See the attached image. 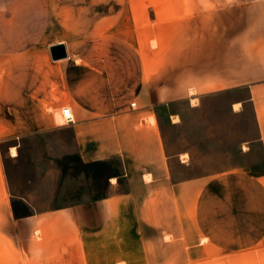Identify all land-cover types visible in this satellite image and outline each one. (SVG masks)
Instances as JSON below:
<instances>
[{"label": "crops", "instance_id": "crops-1", "mask_svg": "<svg viewBox=\"0 0 264 264\" xmlns=\"http://www.w3.org/2000/svg\"><path fill=\"white\" fill-rule=\"evenodd\" d=\"M75 5L99 3L79 0ZM31 19L24 24L25 39L9 36L5 46L1 43L0 104H10L15 119L27 120L26 135L52 138L54 159L75 155L83 164L119 161L125 189L63 209L34 208L17 220L31 233L71 224L91 233L152 230L179 242L197 232L220 256L237 264H264V173L238 168L179 179L177 168L188 169L191 154L169 155L162 127L163 120L181 123L179 103L245 91L248 97L233 106L251 104L264 162V0H141V40L154 39L157 45H141V56L153 58L137 66H126L124 59L121 66H110L108 57L100 62L109 54L99 46L98 40L107 38L102 26L121 28L110 18L108 23L95 17L87 31L82 20L67 27L58 18ZM40 29L49 34L37 33ZM123 29L111 37L125 42L129 29ZM59 31H71L72 47ZM59 45L67 57L54 60L51 48ZM66 105L73 124L59 122ZM12 127V121L9 127L0 124V143L12 137ZM65 131L70 139L63 138ZM111 181L112 189L120 187L118 178ZM49 190L54 195V186ZM7 192L0 153V199L5 212L13 214Z\"/></svg>", "mask_w": 264, "mask_h": 264}, {"label": "rangeland", "instance_id": "rangeland-1", "mask_svg": "<svg viewBox=\"0 0 264 264\" xmlns=\"http://www.w3.org/2000/svg\"><path fill=\"white\" fill-rule=\"evenodd\" d=\"M78 1L0 0V48L1 43L5 46L3 43L9 36L25 39L29 32L24 24L30 18L34 23L58 18L67 27L82 20L84 31L88 30L91 20L92 23L97 18L98 22L103 19L108 22L110 18L121 28L115 26L112 30L107 23L102 26L101 35L107 34V38H100L99 46H106L109 54L101 55L99 61L108 57L110 66H121L123 59L126 66L140 65L143 58L152 61L153 56H141V45L150 48L157 45L154 39L141 40V0H95L99 3L97 6L75 5ZM125 26L129 29L125 42L111 37L125 32ZM45 32L40 29L37 33ZM63 35L72 47L71 31H64ZM163 58L167 60L169 56ZM247 97L245 91H239L179 103L176 110L181 113V123L171 126L163 120L168 154H191V166L177 168L179 179L214 177L238 168H246L253 175L264 173L252 106L250 103L244 109L233 106ZM17 106L25 110L24 103ZM0 110L3 117L0 124L9 127V121L13 123L14 134L0 143L8 185L6 201L9 200L11 209L13 204L20 214L26 213L27 208L29 213L34 208L38 212L63 209L97 201L125 189L123 179L119 181V188H111V179L121 173L119 161L84 168L75 155L54 159L50 156L52 138L48 134L26 135L27 120L15 119L8 103L0 104ZM59 122L71 124L64 117ZM70 137V132L65 131L63 138ZM53 186L56 191L51 195L49 189ZM4 204L0 199V264H237L233 257L220 256L218 248L208 239H199L197 232L179 242L168 235L160 237L152 230L115 229L109 233H91L71 224L66 228L58 225L54 230L39 228L31 233L24 222L17 220L14 210L13 214L5 212Z\"/></svg>", "mask_w": 264, "mask_h": 264}, {"label": "trees", "instance_id": "trees-1", "mask_svg": "<svg viewBox=\"0 0 264 264\" xmlns=\"http://www.w3.org/2000/svg\"><path fill=\"white\" fill-rule=\"evenodd\" d=\"M81 161V160H80ZM110 162H99V163H92V164H83L81 162V165L84 167V168H90V167H96V166H106L108 165ZM115 178H118L119 181L121 179V174L120 175H117L115 176ZM27 208V207H26ZM13 210H14V214L16 216L17 219H22V218H25V217H28L29 215H31V213H29V208H27V212L24 213V214H20L16 211V208L13 204Z\"/></svg>", "mask_w": 264, "mask_h": 264}, {"label": "water", "instance_id": "water-1", "mask_svg": "<svg viewBox=\"0 0 264 264\" xmlns=\"http://www.w3.org/2000/svg\"><path fill=\"white\" fill-rule=\"evenodd\" d=\"M51 54L54 60H59L67 57L64 45H59L51 48Z\"/></svg>", "mask_w": 264, "mask_h": 264}, {"label": "built area", "instance_id": "built-area-1", "mask_svg": "<svg viewBox=\"0 0 264 264\" xmlns=\"http://www.w3.org/2000/svg\"><path fill=\"white\" fill-rule=\"evenodd\" d=\"M62 114H63V117H64V118H66V119L69 120V123H71V124L74 123V119H73V117H72V115H71V110H70V108H65V109H63Z\"/></svg>", "mask_w": 264, "mask_h": 264}, {"label": "bare ground", "instance_id": "bare-ground-1", "mask_svg": "<svg viewBox=\"0 0 264 264\" xmlns=\"http://www.w3.org/2000/svg\"><path fill=\"white\" fill-rule=\"evenodd\" d=\"M194 102V101H193ZM236 107H238V106H236ZM15 157V156H14ZM115 181V180H114Z\"/></svg>", "mask_w": 264, "mask_h": 264}]
</instances>
